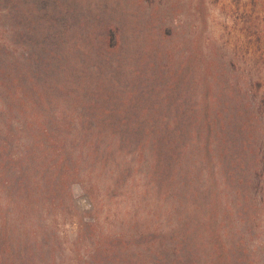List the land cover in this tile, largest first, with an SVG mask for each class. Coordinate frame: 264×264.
<instances>
[{
    "label": "trees",
    "instance_id": "1",
    "mask_svg": "<svg viewBox=\"0 0 264 264\" xmlns=\"http://www.w3.org/2000/svg\"><path fill=\"white\" fill-rule=\"evenodd\" d=\"M260 0H0V264H264Z\"/></svg>",
    "mask_w": 264,
    "mask_h": 264
},
{
    "label": "rangeland",
    "instance_id": "2",
    "mask_svg": "<svg viewBox=\"0 0 264 264\" xmlns=\"http://www.w3.org/2000/svg\"><path fill=\"white\" fill-rule=\"evenodd\" d=\"M261 1V4L259 5L258 9L260 8H264V0H260ZM264 13V12H263Z\"/></svg>",
    "mask_w": 264,
    "mask_h": 264
}]
</instances>
